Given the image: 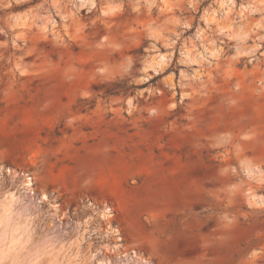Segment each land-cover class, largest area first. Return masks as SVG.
<instances>
[{
	"label": "rangeland",
	"instance_id": "374dc122",
	"mask_svg": "<svg viewBox=\"0 0 264 264\" xmlns=\"http://www.w3.org/2000/svg\"><path fill=\"white\" fill-rule=\"evenodd\" d=\"M0 264H264V0H0Z\"/></svg>",
	"mask_w": 264,
	"mask_h": 264
},
{
	"label": "bare ground",
	"instance_id": "6f19581e",
	"mask_svg": "<svg viewBox=\"0 0 264 264\" xmlns=\"http://www.w3.org/2000/svg\"><path fill=\"white\" fill-rule=\"evenodd\" d=\"M7 216H8V215L6 214L4 218H5V219H8V217H7ZM6 217H7V218H6ZM3 221H6V220H3ZM3 221L1 220V222H3Z\"/></svg>",
	"mask_w": 264,
	"mask_h": 264
}]
</instances>
